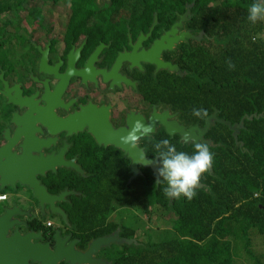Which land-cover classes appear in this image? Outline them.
I'll use <instances>...</instances> for the list:
<instances>
[{
  "label": "flooded vegetation",
  "instance_id": "obj_1",
  "mask_svg": "<svg viewBox=\"0 0 264 264\" xmlns=\"http://www.w3.org/2000/svg\"><path fill=\"white\" fill-rule=\"evenodd\" d=\"M182 11L23 12L18 32L0 36V90L5 81V91L15 102L7 101L0 93V147L7 145V152L41 157L57 154L63 147V157H74L84 173L78 175L58 166L55 173L40 177L48 192L55 193L59 189L53 191L43 182L49 173L63 169L78 176V194L59 204L66 214V224L47 210L41 215L24 186L16 183L14 190L9 186L0 190L5 196L0 200V212L12 200L24 210L20 219L26 227L18 226L20 232L40 231L41 244L53 248V235L58 230L59 243L67 235L65 244L71 241L78 251H84L90 240L116 228L119 237L135 240L130 245L111 243L98 249L94 256L105 260L104 264H125L122 260H131L136 250L166 249L157 239L161 237L162 221L172 220L175 213L163 206L162 184L157 183L158 175L155 180L150 169L161 165L144 164L146 159L159 163L158 154L147 138L133 149L119 137L139 118L152 125L155 141L167 138L178 150L188 153L193 151L194 139L204 141L215 156L223 158L230 140L227 126L218 119L238 122L226 118L224 103L217 107L212 102L216 89L209 74L213 71L191 68L194 41L200 40L187 37L160 53L150 49ZM191 17L182 28L192 35L203 31L206 39L202 41L208 43L211 35L204 24L196 26ZM183 45L187 52H183ZM45 48V60L39 67ZM165 63L177 67L179 73L164 68ZM219 89L221 93L225 87L219 85ZM194 108H204L209 115H215L203 133L192 128L202 127L205 120L192 115ZM217 124L218 134L212 138L208 130ZM241 128L235 136L230 130L233 143ZM177 129L187 132L186 139ZM216 142L219 151L212 149ZM142 151L146 153L143 160ZM85 185H91L97 202L103 189L110 188L107 206L89 202L91 198L83 191ZM122 196L125 200L120 199ZM74 201L78 214L102 220V227L79 229L67 210ZM107 227L111 228L105 230Z\"/></svg>",
  "mask_w": 264,
  "mask_h": 264
},
{
  "label": "trees",
  "instance_id": "obj_2",
  "mask_svg": "<svg viewBox=\"0 0 264 264\" xmlns=\"http://www.w3.org/2000/svg\"><path fill=\"white\" fill-rule=\"evenodd\" d=\"M21 1L0 0V16L8 12L14 2ZM132 1L126 4L125 0H69L68 12H121L123 6L129 12H181L183 4L192 0ZM252 2L193 0L191 21L196 26L204 24L211 36L208 43L203 39L194 41L191 68L213 71L209 74L216 89L212 102L217 107L224 103L226 118L234 121L245 115L253 116L243 117L235 143L230 139V130L226 129L230 142L225 156H215L211 174H205L192 200L181 197L168 204L162 184V204L175 213L171 220L175 235L158 243L166 247L165 250H136L131 260H122L125 264H234L233 241L243 240L246 244L249 229L264 233V40L259 36L262 21L252 24L247 19ZM41 10L35 4L29 8V12ZM10 31L0 30V36H10ZM183 46V52H187V46ZM229 58L236 65L235 69H229L226 63ZM219 85L225 87L221 93ZM218 125L208 130L212 138L218 134ZM215 144L212 149L219 151L218 142ZM78 181L77 175L63 169L56 174L49 173L43 180L53 191L64 186L77 189ZM83 191L91 198L89 202L107 206L110 188L103 189L99 202L92 194L91 185H85ZM120 199L125 200L123 196ZM67 210L71 221L81 230L96 225L102 227V220L78 214L75 201Z\"/></svg>",
  "mask_w": 264,
  "mask_h": 264
},
{
  "label": "water",
  "instance_id": "obj_3",
  "mask_svg": "<svg viewBox=\"0 0 264 264\" xmlns=\"http://www.w3.org/2000/svg\"><path fill=\"white\" fill-rule=\"evenodd\" d=\"M191 2L183 4L182 13L177 14V18L167 31H164L158 39L154 40L150 45V49L160 53L165 49H172L173 45L179 41H185L187 37H192L195 40L206 39L203 36V31L199 30L198 34L192 35L187 30L183 29V23L191 16L190 7ZM155 12V11H153ZM156 20L153 14V22ZM179 32V33H178ZM79 44L77 50L81 47ZM47 48V47H46ZM46 48L41 51L39 67L45 60ZM164 68L169 71L179 73L177 67L170 66L165 63L162 64ZM3 89L0 93L7 97V101H12L5 91L6 82L2 81ZM260 115V114H259ZM258 115V116H259ZM253 115H245L243 117L250 119ZM241 117L238 122L230 123L228 120L218 119L219 122L225 124L231 134L235 136L238 128L242 127ZM214 113L207 116L202 127H192L195 132L203 133L215 120ZM13 120V118H12ZM192 130V129H191ZM177 132L185 138L186 135L182 129H177ZM66 133L68 131L66 130ZM235 138V137H234ZM186 139V138H185ZM194 143H198L194 139ZM10 146L4 145L0 147V190L9 186L14 190L15 184H19L27 188L31 193V198L35 200L36 209L41 215L44 210L51 215L58 216L62 222L67 223V217L64 210L60 207V203L69 201L68 196L77 195L78 192L73 188L64 186L55 193L48 192L46 186L41 182L40 177L46 175L47 172L55 173L58 166H65L67 170H71L78 175H83V170L77 166L74 157L65 159L63 157V147L59 148L57 154H49L45 157L41 156H27L22 154H15L7 152ZM145 165L154 166L160 165L156 160L144 161ZM155 177L158 175V168H150ZM134 172L132 173V177ZM202 186V184L200 183ZM200 186V187H201ZM168 203H171L168 198ZM24 210L20 204L12 200L10 204H5L1 207L0 212V264H57L58 261H64L67 264H104L105 260L95 257L94 254L98 249L108 246L109 244L130 245L135 243V240L124 237H119L116 228L114 231L98 236L90 240L84 251H78L73 248L72 242L65 244L67 235L63 236L61 243H59V231L54 232L55 245L50 248L47 244H41V232L35 230H25L20 232L18 226L26 227L23 220L20 219ZM12 231V232H11Z\"/></svg>",
  "mask_w": 264,
  "mask_h": 264
},
{
  "label": "clouds",
  "instance_id": "obj_4",
  "mask_svg": "<svg viewBox=\"0 0 264 264\" xmlns=\"http://www.w3.org/2000/svg\"><path fill=\"white\" fill-rule=\"evenodd\" d=\"M247 19L256 24L264 21V0H253L248 7ZM255 39V37L253 38ZM229 69H235L236 65L231 58L226 61ZM192 115L206 118L209 113L204 108H194ZM153 127L142 119H135L130 130L119 137L120 141L130 148H139L141 141L145 138L154 145V153L158 154V184L165 185L163 193L167 198L180 199L185 197L192 200L197 195V189L205 174H211L214 165L215 154L207 142L201 141L194 144L192 153L178 150L176 145L169 139L164 138L155 141L151 133ZM146 153L142 151L141 160Z\"/></svg>",
  "mask_w": 264,
  "mask_h": 264
},
{
  "label": "rangeland",
  "instance_id": "obj_5",
  "mask_svg": "<svg viewBox=\"0 0 264 264\" xmlns=\"http://www.w3.org/2000/svg\"><path fill=\"white\" fill-rule=\"evenodd\" d=\"M125 2L126 4H131L133 1L125 0ZM34 4L41 8L42 12H68L69 0H57L55 2H51V0H22L20 3L14 2L9 11L0 16V30L10 29V36L15 35L19 30V25L17 24L21 20L19 16L23 12H29V8ZM121 9V12H129L125 11V6ZM259 36L264 40V21H262ZM161 225V237L157 241H162L175 235L171 228V220H163ZM244 243L245 241L243 240L233 241L232 253L235 260L234 264H264V233L249 229L248 241L246 244Z\"/></svg>",
  "mask_w": 264,
  "mask_h": 264
},
{
  "label": "built area",
  "instance_id": "obj_6",
  "mask_svg": "<svg viewBox=\"0 0 264 264\" xmlns=\"http://www.w3.org/2000/svg\"><path fill=\"white\" fill-rule=\"evenodd\" d=\"M254 196H256V193L253 194ZM4 194H0V200H3L4 199ZM46 224H48V222H46Z\"/></svg>",
  "mask_w": 264,
  "mask_h": 264
}]
</instances>
